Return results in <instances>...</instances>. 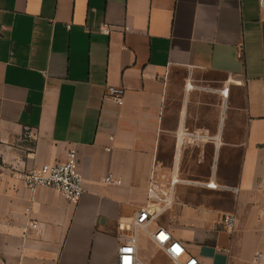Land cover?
Returning <instances> with one entry per match:
<instances>
[{
    "label": "crops",
    "instance_id": "1",
    "mask_svg": "<svg viewBox=\"0 0 264 264\" xmlns=\"http://www.w3.org/2000/svg\"><path fill=\"white\" fill-rule=\"evenodd\" d=\"M70 149L77 203L13 177ZM175 172L152 229L200 264H264L260 0H0V264H116L129 242L141 264H171L134 217L151 177L165 192Z\"/></svg>",
    "mask_w": 264,
    "mask_h": 264
},
{
    "label": "built area",
    "instance_id": "2",
    "mask_svg": "<svg viewBox=\"0 0 264 264\" xmlns=\"http://www.w3.org/2000/svg\"><path fill=\"white\" fill-rule=\"evenodd\" d=\"M264 4V0H260ZM99 31L102 34L109 35L111 28L102 26ZM190 82L186 83V89L192 88ZM225 99L228 96V87L217 90ZM125 90L123 87L108 86L105 97L115 100L118 104L123 103ZM25 135L29 138L34 136L28 132ZM13 177L25 187L34 190L39 187L51 188L60 193L68 202L77 203L83 193L82 174L79 170V162L77 151L70 149L67 153V158L63 162L46 163L37 168L26 170L23 172H15ZM107 182H113V174H108L105 178ZM178 175L173 173L167 183L165 192L161 191V184L153 177L149 181L148 202H153L152 205L140 207L134 217L136 229L145 231L152 241L162 249L164 254L171 261V264H200V260L190 254L184 243H182L164 227L156 225L152 226L158 217L171 204L173 187L177 182H180ZM203 185L211 188H216L217 185L213 180L203 183ZM222 224L228 230H232L235 226V216L233 214H225L222 217ZM32 223V226H35ZM116 264H141L136 258V245L134 242L124 243L117 250Z\"/></svg>",
    "mask_w": 264,
    "mask_h": 264
}]
</instances>
